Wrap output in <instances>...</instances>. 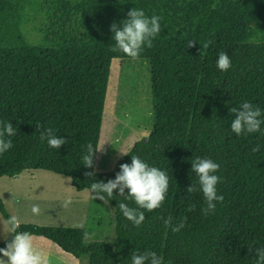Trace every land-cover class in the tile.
<instances>
[{"label": "trees", "instance_id": "trees-1", "mask_svg": "<svg viewBox=\"0 0 264 264\" xmlns=\"http://www.w3.org/2000/svg\"><path fill=\"white\" fill-rule=\"evenodd\" d=\"M26 4L0 0V126L11 122L16 130L13 147L0 155V176L43 169L70 177L80 191L115 179L120 166L96 170L98 151L95 169L82 157L89 143L99 149L111 63L130 58L112 51L111 25L135 7L162 17L160 35L139 56L151 64L155 120L149 139L136 141L120 165L139 156L168 174L169 191L137 228L118 208L135 203L116 190L109 200L114 244L87 243L80 227L20 223L17 231L44 236L86 264H132L131 253L146 250L162 256L163 264H256L249 248L264 247V124L261 133L237 136L230 108L250 102L264 120V0H59L57 17L65 14L73 26L52 28L38 43L21 28ZM190 40L195 47H187ZM220 52L231 59L228 72L217 68ZM48 128L68 143L58 150L41 142ZM256 145L260 150L253 152ZM196 158L220 165L217 192L224 201L207 217L203 193L187 191L198 184L191 171ZM93 170L94 177L85 176ZM0 212L11 217L1 199ZM169 218L185 227L173 233L165 227Z\"/></svg>", "mask_w": 264, "mask_h": 264}, {"label": "rangeland", "instance_id": "rangeland-1", "mask_svg": "<svg viewBox=\"0 0 264 264\" xmlns=\"http://www.w3.org/2000/svg\"><path fill=\"white\" fill-rule=\"evenodd\" d=\"M58 3L59 0H27L21 28L30 42L43 41L47 31L61 25L71 30L72 20H67L65 14L57 17ZM154 120L150 60L113 59L96 170H117L125 156L120 151L128 153L136 141L146 138ZM94 195L90 189L77 190L70 177L48 170L29 169L19 175L0 176V199L20 223L80 227L88 233L87 243L114 244V207L95 200ZM67 201L70 203L65 207ZM33 205L39 206L38 215L33 214ZM9 232L10 226L0 212V243Z\"/></svg>", "mask_w": 264, "mask_h": 264}, {"label": "clouds", "instance_id": "clouds-1", "mask_svg": "<svg viewBox=\"0 0 264 264\" xmlns=\"http://www.w3.org/2000/svg\"><path fill=\"white\" fill-rule=\"evenodd\" d=\"M213 4L212 8L215 9ZM127 19L121 21L120 25H111L115 47L112 51H121L133 60L139 58L141 51L146 46L151 48L153 40L161 33L162 17L153 14L147 16L143 9L133 8L127 13ZM187 47H195V41H188ZM208 47L203 45V49ZM203 53V52H202ZM201 53V55H202ZM232 67V62L225 52H220L217 59V68L223 72H228ZM230 114H235L236 118L231 122V131L237 136L242 134L261 133V125L264 120L261 119L262 111L258 106L250 102H243L239 108L231 107ZM38 125V129H39ZM264 134V133H262ZM16 135V130L11 122L0 126V155L8 152L13 147L11 137ZM8 137V138H6ZM39 139L41 142L47 141L52 149L60 147L68 141L63 137L54 134L51 128L41 132ZM100 149L94 148L91 143L87 145L86 154L83 155V165L89 169H95V154ZM260 146L256 145L252 151L258 152ZM121 155L129 153L120 151ZM220 165L210 158H196L192 161V172L198 177V184L190 185L187 191L192 194L202 192L206 207L201 209L202 215L207 217L214 214L216 202L224 201L223 195H218L217 185L221 182V177L216 173ZM86 177H94L95 170L85 172ZM90 190L95 193L93 198L99 199L108 204L110 199L115 198L114 192L119 191V196L126 200H131L136 207H129L124 202H119L118 208L122 215L139 228L146 219L145 212H153L162 207L169 191V176L165 171L158 167L149 166L139 156L132 155L131 164L124 163L120 165V171L116 173L115 179L92 182ZM127 190V194L126 191ZM104 194H107L106 196ZM70 201L65 202L67 207ZM194 205L190 207V210ZM32 212L38 215L40 208L38 205L32 206ZM10 226L9 234H13L12 239L7 242L5 248H0V264H48L46 257L35 248L33 237L28 232H19L20 222L16 216L9 217L7 221ZM165 227L170 228L173 233H179L185 223L172 224L171 218L165 220ZM88 238V233H85ZM7 240V238H5ZM256 252V264H264V247L249 248V253ZM132 264H163V257L157 255L155 251L146 250L143 253L133 251L131 253ZM7 258V259H4Z\"/></svg>", "mask_w": 264, "mask_h": 264}, {"label": "crops", "instance_id": "crops-1", "mask_svg": "<svg viewBox=\"0 0 264 264\" xmlns=\"http://www.w3.org/2000/svg\"><path fill=\"white\" fill-rule=\"evenodd\" d=\"M32 237L35 248L46 257L48 264H84L82 259L64 251L48 238L35 235Z\"/></svg>", "mask_w": 264, "mask_h": 264}, {"label": "water", "instance_id": "water-1", "mask_svg": "<svg viewBox=\"0 0 264 264\" xmlns=\"http://www.w3.org/2000/svg\"><path fill=\"white\" fill-rule=\"evenodd\" d=\"M149 139V135L145 138V140H148Z\"/></svg>", "mask_w": 264, "mask_h": 264}]
</instances>
